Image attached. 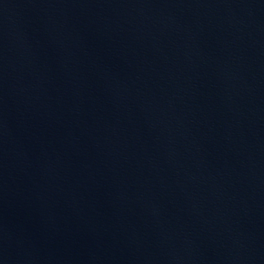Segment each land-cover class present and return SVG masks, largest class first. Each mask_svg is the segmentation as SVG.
<instances>
[{
    "label": "water",
    "instance_id": "1",
    "mask_svg": "<svg viewBox=\"0 0 264 264\" xmlns=\"http://www.w3.org/2000/svg\"><path fill=\"white\" fill-rule=\"evenodd\" d=\"M0 264H264V0H0Z\"/></svg>",
    "mask_w": 264,
    "mask_h": 264
}]
</instances>
